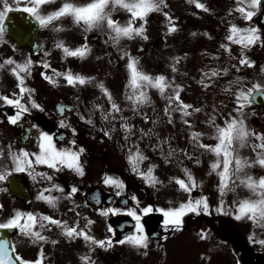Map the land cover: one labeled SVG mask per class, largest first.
I'll return each mask as SVG.
<instances>
[{"label":"snow or ice","instance_id":"obj_1","mask_svg":"<svg viewBox=\"0 0 264 264\" xmlns=\"http://www.w3.org/2000/svg\"><path fill=\"white\" fill-rule=\"evenodd\" d=\"M189 2L205 12L212 11L201 0H189ZM168 7V0H58V3L55 0H0V42H6L5 21L13 10H22L41 29L54 33V48L62 52L64 57L78 58L81 61L87 59L92 52L89 43L91 35L95 33L105 36L104 43L115 49L118 60L125 62L127 83L122 89V97L126 103L123 107L121 106L119 96L103 79L97 80L93 75L73 72L71 68L65 71L53 69L55 75L63 77L68 86L75 89H81L82 86L98 88L106 100L107 108L104 103L96 102V99L90 101L92 106L88 107V114L78 112V119L95 128L96 120L93 117L98 111L100 118L111 125L107 130L100 129L108 138L113 137L117 131L115 122H119L118 126L123 131L124 141H130V138L135 137L131 140L133 146L128 147L126 155L130 170L149 185L156 186L160 181L154 173L158 166L156 163H151L147 167L143 166L144 162L149 160L141 148L146 138L149 141L147 147L162 157L165 164H171L172 158L177 157L178 154L182 157L178 158V163L184 178L172 176V180L179 185L180 189L188 193V197L177 206L158 209L164 216L166 227L174 225L176 228H181L184 216L189 213L211 214L213 202L208 194L203 193V179L198 180L192 168L184 163V160H188L195 165H203L205 164L203 158L207 157L206 175L214 177L216 181L215 189L218 198L215 201V211L221 214L227 213L236 222L247 225L250 231L256 228L264 235V131H257L251 127L246 111L253 103L257 92L264 95V82L259 79L254 82L249 81L244 75H235L233 79L227 80L222 91L233 97L232 107L228 108L224 100H221V106L213 103L210 111L204 113L203 123L206 128L197 130L191 117L194 113H201L204 106H194L186 102L182 98L184 83L177 82L176 76L170 78L164 73H150L142 67L140 59L133 55L124 44V41L137 37L149 39L147 24L151 15L157 12L162 13L168 21L167 32L177 31L178 24L174 21L178 18L166 10ZM261 9H264V0H235L234 7L228 9L227 14L238 12L244 21L251 22ZM65 20H71L72 25L78 27L84 34V42L79 46H69L65 39L56 38L62 29L67 27L64 24ZM206 35L209 39L212 38L211 33ZM225 39L231 43H220L219 49L210 55L214 60L219 61L222 55L226 54L227 65L200 70L199 83L204 90L215 87L218 79L214 78L229 75L231 68H234L236 73H240L244 68L251 69L258 66L257 61L250 58L247 52L257 45L264 47V29L251 24L241 26L236 22H229ZM233 44L240 46L239 56H234ZM11 46L13 49L17 47L15 44ZM44 55L48 57L51 53L45 51ZM108 56L111 57V53H108ZM96 59L99 60L100 57L97 56ZM233 59L236 60L234 64ZM173 61L170 68L173 73H177L180 58L173 57ZM36 64L41 66L40 75L46 81L52 85L59 84V81L46 71L52 68L47 59H33V56L28 54L20 61L8 56L0 62V69L10 66L8 71L16 78L19 89L11 95L0 92V107L14 109V112L5 113L7 122L12 125L17 124L23 116L34 109L42 112L46 110L34 95L36 89L26 84V79L32 77L33 67ZM258 67L260 73L264 74V65ZM153 89L165 101L162 108L164 120L159 114H155L153 119V116L145 110L151 107L155 113V101L151 91ZM76 99L80 101L81 97L77 96ZM125 109L130 110L132 116H125ZM71 110L68 106L58 105V111L62 115ZM174 114H178L179 123L189 129L187 139L190 147L174 146L172 140L175 137L162 135L157 130L164 123L175 125L177 117ZM136 117L144 122L151 121V127L137 128V125L132 122ZM59 125L61 128L71 129L73 138L68 143L72 147L67 145L58 147V142L66 138L62 135L57 138L58 134L43 129L39 130L38 151H31L28 147L15 148L12 143L0 144V181L7 182L13 173L27 172L32 176L33 181L40 185L35 195L36 200L45 201L53 210L58 211L60 200L67 198L78 209L79 205L76 204L75 196L80 189L76 184L66 188L58 182L56 176L65 170H71L83 177L85 168L81 156L86 148L78 144L76 139L78 129L71 121L66 118L61 119ZM33 127L39 128V125L34 124ZM40 165H45L52 171L37 170V166ZM103 182L120 189L124 187L122 179L108 174H105ZM197 189L200 190L199 193L194 194ZM0 191H6V189L0 188ZM57 192L61 195L54 194ZM119 194L117 192V195ZM132 199L137 200V197L133 195ZM4 207L5 205L0 203V209ZM68 210L73 211V209ZM97 211L104 216L121 212L129 214L135 220L134 230L119 240H114L111 236L97 238L92 234L91 228L97 221L91 218H86L83 226H80L79 219L70 225L67 220L52 214L15 210L14 214L0 222V229L18 230L26 242L38 246V254L35 258H26L16 251V244L13 241L0 234V264H44V246L50 240V236L45 234V229L52 230L53 227L59 229L60 235L69 241L83 239L88 251L80 256L82 264H96L92 253L97 247L107 249L119 243L127 244L137 251L148 248L149 236L145 231L142 216L135 208H99ZM151 211H153L151 205L142 209L143 213ZM80 215L81 213L77 211L76 216ZM108 229L113 233L116 231L111 224L108 225ZM248 238L254 243L264 245V238L257 241L256 231H251ZM51 243L56 244L57 240L52 239ZM144 255H147V252H144Z\"/></svg>","mask_w":264,"mask_h":264},{"label":"flooded vegetation","instance_id":"obj_2","mask_svg":"<svg viewBox=\"0 0 264 264\" xmlns=\"http://www.w3.org/2000/svg\"><path fill=\"white\" fill-rule=\"evenodd\" d=\"M201 2L206 3L209 8L212 9L211 12H205L201 9L195 7L194 4L190 3L189 0H168L169 7L166 9L171 12L172 15L177 17L178 30L172 33H169V36L173 34H178V39L173 43L174 50L181 51L185 50L190 52L187 56V61L198 60L200 64H203L206 69L207 67L212 66H226L227 57L226 54L222 55L219 61L213 59L210 55L212 52H216L219 49V45L222 42H227L225 35L227 32V26L229 22H236L241 26H247L251 24L258 28L264 29V9H261L257 12V15L253 17L251 22L244 21L238 12H233L231 15L227 14V10L234 7L235 0H201ZM160 14L159 12L156 13ZM162 14V13H161ZM154 14L150 18H154ZM189 18V19H185ZM180 19L182 21H180ZM77 31V27H76ZM63 29L59 35V39H63L61 36ZM195 33V35H193ZM206 33H211L212 38L209 39ZM51 32L38 28L36 32L35 39L40 42L41 48L40 53L43 56V60L47 59L52 67L58 65L61 61V57L57 52H54L52 57L50 55L45 57L44 52H50L53 48V43L48 41V38L51 36ZM77 37H71V45L74 46ZM6 42H0V62L8 57L12 56L18 61L23 60L24 57L28 54L33 56V59H36L34 53L28 47H20L15 41L5 34ZM231 43V42H227ZM15 44L17 47L13 49L11 45ZM126 44V41H125ZM154 45L158 47L160 41L157 40ZM233 54L234 56H239V45L233 44ZM222 51V50H221ZM179 53V52H178ZM247 55L257 61V65H264V47L259 45L255 46L253 49L248 50ZM232 63H236V60L233 59ZM37 69L42 70L41 66L36 64ZM255 68H244L240 73H236L234 68L230 69V73L227 76H221L218 79L220 82H225L227 80L233 79L235 75H244L250 78L251 80L259 79L264 81V74H261L259 67ZM10 66H5L4 69H0V92L11 95L12 92H18L17 80L14 75L8 71ZM54 69V68H53ZM53 69H47L49 71ZM57 69V68H55ZM53 95L44 94L43 90H38L34 93L36 99L42 103L45 107V111H40L34 109L31 113L26 114L21 118V120L12 125L7 122L5 113L14 112L12 108L0 107V144L12 143L15 148L28 147L31 151H38V135L39 130L43 129L54 134L61 133L67 138L64 141H59L57 146H69L68 143L73 136L70 128H61L59 121L66 118L71 121V123L77 127L78 133L76 134V139L78 140L79 145H83L86 148V151L82 154L81 159L85 168V175L83 177L73 173L71 170H65L63 173H58L56 179L58 182L70 188L72 184H76L80 189L75 196L76 204L79 205V208L76 209L75 205L68 200L67 198H62L59 202V210H53L50 205L45 201H38L35 198L36 192L38 191L40 185L37 182H34L32 176L27 172L13 173L7 182L0 181V188L6 189V191H0V203L5 205L4 209H0V222L6 219L9 215L14 214L15 210L21 211H34V212H43L44 214H52L58 218H62L68 221L70 225L74 224L77 219L80 221V226H83L86 223V218H91L97 221L91 226L92 234L96 235L97 238H105L111 236L114 240H119L122 238L116 237L115 233L110 232L108 225L111 224L112 227L116 230L114 225V220L117 217H121L119 222L126 220V216H130L127 213H109L107 216L100 214L97 209L99 208H135L140 212L142 218L146 213H143L141 207L145 204V207L149 205L153 206V211L159 212L158 209L163 207L165 208L164 201H161L160 198L154 196L155 188L144 187L146 195L143 196L139 191L136 193H131L127 188L126 182L124 181V187L122 189L105 184L104 177L105 174H108L113 177H118L111 173V171L105 169H96L95 162L99 161V158L93 153V150L90 148V143L94 141V136H102V132H99L97 127L93 128L85 122L78 119L77 113H82L79 111L77 106L76 97L78 90L72 89L70 94L61 93V91H51ZM27 99V96H25ZM224 100V99H223ZM58 104H66L72 110L65 114H61L58 111ZM264 110V107L257 108ZM131 113V111H130ZM254 121L253 124L256 126L264 125V121ZM39 125V128H34L33 125ZM205 126V125H204ZM194 127L204 129L201 125L195 124ZM30 129L33 133H31ZM34 137V138H31ZM37 137V138H36ZM30 145H37V147H31ZM39 171H52L45 165L37 166ZM194 175L197 177V173H200L199 170L193 171ZM204 173L199 176V179L203 178ZM120 178V177H118ZM121 179V178H120ZM168 180L167 186L170 190L179 188V185L176 182L170 183ZM216 181H214L215 185ZM97 186L99 192L94 193L92 196V203L87 200V193L93 187ZM213 186V183H212ZM214 187V186H213ZM180 189V188H179ZM215 189V187H214ZM117 192L120 194L117 195ZM197 191H194L196 194ZM210 192H206L209 194ZM56 195H61L60 193H54ZM109 194H114L113 199ZM214 194L217 197L216 190ZM135 195L137 200H133L132 196ZM218 198V197H217ZM216 198V200H217ZM85 201L87 203H85ZM160 203V205H158ZM178 204L174 203L172 206H177ZM144 207V208H145ZM171 207V206H170ZM167 208V207H166ZM68 209H73L69 211ZM80 212L79 217L76 216V212ZM206 214L209 216V220L201 216ZM131 217V216H130ZM133 218V217H132ZM134 219V218H133ZM135 221V220H134ZM206 225H213L216 230L223 232L221 234L223 237H228L231 239V245L234 246L237 251H230L233 254L234 264H243L239 259V252L244 259L245 264H264V245H260L258 242L251 243L248 239H244L231 224H221L217 220L212 218L210 214L199 213V214H190L183 218V224L181 228H176L174 225L169 227H164V222L160 224L159 232L160 236L154 240H160L164 237V232H171L172 236L170 240L178 245L177 249H183L184 244H188L187 241L183 239L182 233L194 231L199 233L198 243H202L201 239L204 233L202 230ZM39 227V225H37ZM257 232V241L260 238H264L259 231ZM45 234L50 236V240L45 244V260L44 264H82L80 256L88 251L87 246L84 244L83 239L80 238L76 241H69L66 237H62L59 233V229L53 227L52 230L45 229ZM181 235L182 239H177V236ZM57 240L56 244H52L51 240ZM12 241L16 244V251L25 256L26 258H35L38 254V246L26 242V239L23 238L18 230H14L12 234ZM189 241V239H188ZM63 245V246H62ZM73 247V251L70 252V247ZM126 245H121L119 243L113 244L111 248H96V251L92 253L96 264H123V254L121 249ZM229 249V247H227ZM70 253V258H66L64 253ZM263 261L261 262V260Z\"/></svg>","mask_w":264,"mask_h":264},{"label":"rangeland","instance_id":"obj_3","mask_svg":"<svg viewBox=\"0 0 264 264\" xmlns=\"http://www.w3.org/2000/svg\"><path fill=\"white\" fill-rule=\"evenodd\" d=\"M58 3V0H55ZM55 6V3L52 5ZM154 14V18H150L147 24V35L149 39L144 40L142 38L137 37L133 40H126L127 48L131 51L133 55L140 59L141 65L144 69L153 74L164 73L170 78L172 76L177 77V82L184 83L185 88L182 92V98L189 103H192L194 106H204V110L201 113H194L193 119L194 125L199 124L204 129L206 126L203 123L205 119L204 113L206 111H210V107L213 103L217 106H221L220 102L224 99L228 108L232 107L233 97L230 94H226L222 91V87L225 85V82L218 81V84L215 87H212L210 90H204L199 83V78L201 75V69L205 68L203 64H200L198 60H194L192 62L187 61V56L190 52L185 50L176 51L174 50L173 43L177 41L178 34H173L169 36V32L166 31V27L168 21L166 18L160 13ZM123 18V17H122ZM189 19V18H185ZM180 21H182L180 19ZM175 23L177 22L174 21ZM64 24L67 26L63 29V34L61 35L63 39L66 40V43L69 46L71 37H77L76 41L78 44L75 46H79L84 42V34L77 27L72 25L71 20H65ZM95 34V33H94ZM51 36L48 38L49 42L53 43L54 33L50 34ZM57 36L56 38H58ZM106 37L100 35V39L93 43H90L92 47L91 55L84 59L83 61L76 58L77 64L74 66L72 61L74 58L72 57H64L62 52L53 48L50 51L51 55L54 52H57L61 61L58 65L50 69H55L60 71H65L68 68H71L73 72H81L86 75H93L97 80L103 79L106 84L114 90V92L119 96L121 106L126 103L122 97V89L124 85L127 83L126 73H125V62L124 60H118V54L115 52V49L106 45L104 43ZM159 40L160 45L155 47L153 42ZM139 42L147 43V49L144 53L138 54L135 51V46ZM125 44V41H124ZM73 46V47H75ZM179 52V53H178ZM108 53H111V57L108 56ZM99 56L100 59L97 60L96 57ZM173 57H179L180 61L177 65L179 71L177 73H173L171 71L170 66L173 64ZM39 65V64H38ZM49 75L53 76V78L59 81L58 85H52L48 81H46L41 75V70L37 69V66L33 67V75L32 77H28L26 79V84L30 87H34L36 91L43 90L45 96L53 95L51 91H61V93L70 94L72 89H75L71 86H68L64 81L63 77H57L53 70H46ZM245 75V69L243 70ZM248 78V77H247ZM216 79V78H214ZM249 81H253L248 78ZM254 82V81H253ZM264 82V81H262ZM79 91L77 95L81 97L80 101H77V106L79 111L88 114V107H91L90 101L96 99V102L104 103L105 108L108 107L106 100L103 98L100 90L95 87H83L81 89H75ZM153 94V99L155 101V113H153V109L151 107L145 109L148 111L150 115L155 119V114H159L161 119H165L164 114L162 112V108L165 104V101L162 97L159 96L156 90H151ZM77 100V99H76ZM248 114V121L254 129L257 131H264V125L256 126L253 124V119L258 117L260 120L264 121V110L256 109L252 106V104L246 110ZM125 116H132L130 110L125 109ZM177 117V123L175 125H170L167 123L162 124L157 130L161 132L162 135L168 136L171 135L175 137L172 140L174 146L179 147H190L187 137L189 136V129L187 126L179 123L178 114H174ZM96 120V127L99 129L104 128L107 130L111 125L107 121H103L99 112L93 117ZM133 123L139 127H151V121L144 122L139 117H136L132 120ZM117 123V131L114 133L112 138L105 137L102 132V136H94V141L90 143V148L93 150V153L96 157L99 158V161H96L95 168L96 169H105L111 171L114 175H117L122 180L126 182L127 188L131 193L140 192L143 196L146 195L144 191V187H151L143 181L141 177L136 175L130 170V165L126 160L127 149L128 147H132L131 140H134L135 137L130 138V141L123 140V131L119 129V122ZM86 124V123H85ZM197 130H202L198 128ZM210 142V141H206ZM149 141L147 138L142 142L141 148L145 152V154L149 157V160L145 161L143 166L147 167L151 163H156L158 166L154 170L155 175L158 177L160 183L156 186L154 190V196L161 199L166 203L165 208L173 207L172 204H179L182 200L187 199L188 193L184 192L182 189L176 188L173 191L169 189L168 180L170 179V183L175 182L172 180V176H180L184 178V173L182 172L181 167L179 166L177 157L172 158L173 162L171 164H165L163 158L160 157L157 153H154L149 147H147ZM124 145V147H122ZM199 155V152H197ZM181 158V157H180ZM205 160V164L203 165H195L191 161H186L187 165L190 167H194V170L200 171L197 173V179L199 176L203 175V193L207 191L210 192L208 195L213 202V208L211 212L212 218L217 220L218 223L223 225L231 224L235 231H237L244 239L249 240V235H251L249 227L247 225L236 222L234 219L229 217L227 213L221 214L215 211V201L216 195L214 194V181L215 178L206 175L207 171V157L203 158ZM185 163V160H184ZM167 183V184H166ZM213 183V186H212ZM198 194L199 189L196 190ZM160 205V203H158ZM145 207V204L141 207V210ZM191 213L186 214L185 216H189ZM184 216V217H185ZM164 227H166L164 225ZM204 233L201 239L202 243H198L199 233H195L194 231L182 233L183 239L187 241L188 244H184L185 247L183 249H177L178 245L170 240L172 236L171 232L165 231L163 239L154 240L149 238V245L147 249H140L137 251L133 247L125 244L126 246L121 249L123 254V264H234L235 259L233 258V254L230 251H237V249L231 245V239L228 237H223L221 234L223 232H219L215 229L213 225H206L202 230ZM182 236H177V239H182ZM189 239V241H188ZM63 246V245H62ZM229 247V249L227 248ZM70 252L73 251V247H70ZM144 252H147V255H144ZM66 258H70V253H64ZM234 259V261H233ZM239 259L244 263V259L241 256V252H239Z\"/></svg>","mask_w":264,"mask_h":264},{"label":"water","instance_id":"obj_4","mask_svg":"<svg viewBox=\"0 0 264 264\" xmlns=\"http://www.w3.org/2000/svg\"><path fill=\"white\" fill-rule=\"evenodd\" d=\"M6 31L14 38L15 42L20 46H31L34 51L38 49V43L34 41V36L37 31L38 24L25 12L22 10H13L9 13L7 20L5 21ZM97 38L96 36H91L90 40ZM145 45L139 44L137 47L138 51L144 50ZM253 101L258 105L264 104V95H260L257 92L253 98ZM163 220V215L158 213H153L147 215L143 222L146 232L150 236H158V226ZM117 223L119 234H124L128 231H133V225H123ZM12 230L0 229V234H3L5 238L11 240ZM263 259L261 260V262Z\"/></svg>","mask_w":264,"mask_h":264}]
</instances>
